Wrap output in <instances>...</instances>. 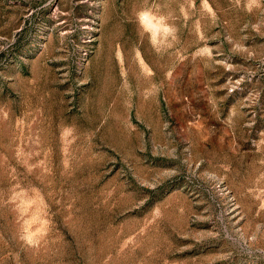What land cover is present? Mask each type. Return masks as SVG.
I'll use <instances>...</instances> for the list:
<instances>
[{"label": "rangeland", "instance_id": "rangeland-1", "mask_svg": "<svg viewBox=\"0 0 264 264\" xmlns=\"http://www.w3.org/2000/svg\"><path fill=\"white\" fill-rule=\"evenodd\" d=\"M0 264H264V0H0Z\"/></svg>", "mask_w": 264, "mask_h": 264}]
</instances>
